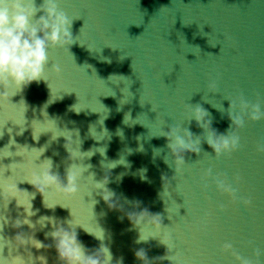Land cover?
<instances>
[{
	"label": "water",
	"instance_id": "obj_1",
	"mask_svg": "<svg viewBox=\"0 0 264 264\" xmlns=\"http://www.w3.org/2000/svg\"><path fill=\"white\" fill-rule=\"evenodd\" d=\"M59 7L73 19L74 43L49 49L44 79L21 91L0 92V183H20L31 193L33 186L22 182L46 167L45 159L52 160L62 181L68 163L76 162L78 194L66 197L49 189L44 198L53 209H48L37 193L32 204L38 211L31 219L52 216L65 227L72 219L89 252L100 241L86 230L104 231L113 264L121 257L123 264H141L134 255L140 248L149 260L144 264H170L161 259L167 249L159 237L137 244L138 231L121 218L137 200L161 216L181 264H233L224 243L264 264V153L257 152L264 120H246L240 148L229 156L215 157L202 142L199 154H186L177 174L166 138L156 136L177 123L199 135L195 121L186 120L190 104L207 109L212 127L222 134L231 123L225 98L261 102L218 1L59 0ZM213 80L215 91L209 88ZM64 145L72 152L69 159ZM145 168L142 181L139 170ZM220 173L234 183L239 176L234 186L249 206L217 191L211 177ZM104 177L121 212L109 210L95 191ZM13 195L31 200V194L15 189L0 192V257L2 246L11 244L8 221L22 214L14 200L10 203ZM144 216L149 223L160 220ZM50 227L36 237L50 243L44 237ZM41 252L48 264H60L55 249Z\"/></svg>",
	"mask_w": 264,
	"mask_h": 264
},
{
	"label": "clouds",
	"instance_id": "obj_2",
	"mask_svg": "<svg viewBox=\"0 0 264 264\" xmlns=\"http://www.w3.org/2000/svg\"><path fill=\"white\" fill-rule=\"evenodd\" d=\"M72 20L60 9L59 0H39V3L37 0H0V92L13 88H18L21 91L32 82L44 79L49 49L64 48L74 43L70 32ZM209 88L213 91L217 89L214 80L209 83ZM225 99L230 102L227 115L231 122L226 133L218 134L212 127V116L207 109L199 104H190L186 120L195 121L196 126L202 130L199 135H194L188 128L182 127L181 123L166 125L167 131L164 127L160 134L156 135L166 138L176 174L185 165L186 154L200 153L202 142L207 143L215 157L229 156L240 148L239 130L244 127L246 120L252 122L264 120V107L261 102L253 103L243 96ZM214 107L221 113L225 111L222 105H214ZM65 149L69 153V159L72 152L67 147ZM257 152L264 153V142L257 144ZM158 154L159 150H155L154 156ZM165 159L167 161L168 158L165 157ZM45 160L47 161L46 167H41L31 175L30 179L22 182L31 184L34 188L33 192L30 193L26 189L18 187L20 183L6 185L0 183V192L15 189L31 194V200L28 202L21 201L15 195L12 196L10 203L14 200L16 208L22 210V214L8 221V226L13 229V235L9 237L11 244L2 246L3 256L0 257V264H48L46 255L41 252V250L47 251L48 249H55L60 264H113V255L110 247L105 243L104 231L97 234L85 229L100 241L99 247L89 252L78 239L76 231L78 225H75L72 219L66 221L67 227L52 216H40L35 222L32 221L31 217L35 216L38 211L33 209L32 204L37 193L42 197L43 206L53 209L44 198L49 189L54 188L66 197H74L79 191L78 179L81 172L76 162L68 163L64 181H62L52 171V160L50 158ZM146 171V168L139 170L142 181L147 179ZM208 175L210 176L211 173L209 172ZM166 179L162 177L163 189ZM211 179L218 192L227 195L233 201H238L245 207L250 205L251 201L240 196L238 188L234 186V184H238L239 176L236 177L235 183L223 173L217 174ZM108 182L109 177L95 182V191L109 210L120 211L116 206V201L119 199L112 190L107 188ZM140 203L139 200L131 202V210L127 208L121 217L127 218L131 228L138 231L136 243L147 242L150 238L159 237L160 243L167 249L166 254L161 256L162 261L167 260L170 264H181L179 255L172 254V237L166 231L167 226L162 224L161 216L150 213L147 208H141ZM145 213L149 217H159V222L149 223L145 219ZM24 226H27L28 231L24 230ZM49 226H51L50 230L44 232V237L45 240L51 242L45 243L36 237V232ZM145 226L146 232L153 235H146ZM165 235L166 239L162 238ZM222 247L223 251L232 256L233 264H254L253 260L240 255L233 248L232 243H224ZM33 250L40 254H34ZM258 251L254 249V254ZM134 255L141 264L148 260L143 248L137 249ZM117 262L123 264V257L119 258L116 264Z\"/></svg>",
	"mask_w": 264,
	"mask_h": 264
}]
</instances>
